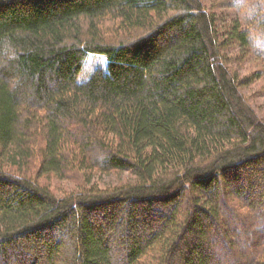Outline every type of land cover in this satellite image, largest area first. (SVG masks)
Segmentation results:
<instances>
[{
	"label": "trees",
	"instance_id": "trees-1",
	"mask_svg": "<svg viewBox=\"0 0 264 264\" xmlns=\"http://www.w3.org/2000/svg\"><path fill=\"white\" fill-rule=\"evenodd\" d=\"M232 1L0 0V264H264V74L230 66L264 0Z\"/></svg>",
	"mask_w": 264,
	"mask_h": 264
},
{
	"label": "rangeland",
	"instance_id": "rangeland-1",
	"mask_svg": "<svg viewBox=\"0 0 264 264\" xmlns=\"http://www.w3.org/2000/svg\"><path fill=\"white\" fill-rule=\"evenodd\" d=\"M203 1L206 3L207 7L210 10L218 14L219 21L222 24H224L226 21H230L234 17L236 18L240 16L241 11L243 10L236 7L232 0H203ZM252 5L253 2L250 3L249 7H251ZM245 15L248 16V13H245ZM255 36L259 37L261 35L255 34ZM231 51L232 49H228L226 52L230 53ZM103 60H104L103 57L100 58L97 56L90 55L84 67V70L81 74V78H85L93 67L99 64L101 65ZM233 60L234 61H232L230 66H232L235 71L239 72L243 76L250 75L254 71H258V70H261V72L264 74V53L262 52L261 54H259V56L252 53H247L245 55L240 53L235 55V59ZM241 91L245 96L246 100L254 108L257 115L260 118L264 119V78L260 80H255V82L251 83L250 85L242 86ZM263 167H264V163H263ZM260 175H262V173H260ZM126 176H127L126 173H121L118 175L114 173H110V174L96 176L95 180L99 181L101 185L105 186L108 184H113V183L115 184L117 183L118 180H121ZM251 197L253 199L255 198L253 195H251Z\"/></svg>",
	"mask_w": 264,
	"mask_h": 264
}]
</instances>
